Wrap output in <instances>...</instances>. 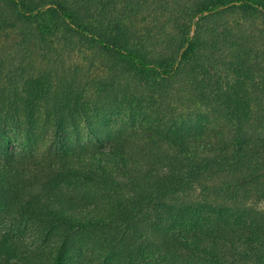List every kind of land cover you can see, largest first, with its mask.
Listing matches in <instances>:
<instances>
[{
  "label": "trees",
  "instance_id": "obj_1",
  "mask_svg": "<svg viewBox=\"0 0 264 264\" xmlns=\"http://www.w3.org/2000/svg\"><path fill=\"white\" fill-rule=\"evenodd\" d=\"M96 1L0 0V34L19 25L31 40L43 25L60 43L77 39L109 64L94 97L122 93L118 116L143 126L136 142L104 109L91 114L76 73L21 88L11 73L0 89V264H264V138L250 90L264 68L243 48L221 75L214 56L236 43L223 20L264 16V0H180L184 22L154 43L128 5L118 17L114 0ZM144 93L206 108L227 131L154 118Z\"/></svg>",
  "mask_w": 264,
  "mask_h": 264
},
{
  "label": "rangeland",
  "instance_id": "obj_2",
  "mask_svg": "<svg viewBox=\"0 0 264 264\" xmlns=\"http://www.w3.org/2000/svg\"><path fill=\"white\" fill-rule=\"evenodd\" d=\"M179 1L114 0V4L116 2L115 14L119 17L121 15L120 10L128 5V10H132L134 13L133 16H130L131 22L141 29V33L149 34L154 43L163 38L165 31L172 32L175 22L178 24L184 22L183 18L177 15L176 6ZM100 2L101 0L96 1L98 8ZM2 6L3 4L0 3V7ZM223 22L225 24L223 28L230 32L231 39L236 43L232 44L231 47L220 48L215 53L219 74L222 75V72H225L224 68L227 62L234 60V56L230 53L242 51L243 48L244 51L241 54L247 52V55L252 58L250 61L253 63L260 62L262 66H258V68H264V16L257 14L242 17L239 15L235 18L227 17ZM42 26L33 28L31 40H23V29L19 25L0 34V89L8 86L11 73L18 76L23 74L24 81L19 77L21 83L18 86L20 88L27 78H43L42 75H49L50 86L55 87L63 75L76 73L78 81L83 84L86 91L88 103L92 108L91 114L95 113L97 109L99 113L100 110L104 109L101 113L110 115L111 125L115 129L123 130L128 136L134 137V139H130L139 142L143 126H140L139 122L135 121V124L134 121H129L127 116H118L119 111L116 105H118L117 100L123 96L122 93L117 94L119 97L102 103V106L101 101L94 97L98 90V81L107 78L109 75V64L106 60L87 49L88 47L82 45L77 39L73 40L71 44L58 42L55 37L49 36L46 31H42ZM16 81L17 79L13 82V86L17 84ZM131 90L134 97L131 100L135 102V96L138 93L135 92L134 85H132ZM250 90L254 98L251 125L255 136L264 138V79L256 78L251 83ZM143 96L145 97L143 105L147 107V112L154 118L164 122L188 120L195 123L201 120L202 125L211 133H219L221 130L227 131L225 122L206 108H194L188 103H179V101L164 103L160 98L148 93H144ZM83 126L85 125L83 124ZM83 133L86 135L85 131ZM37 146L39 147V145ZM15 147L19 153L28 151L26 144H18ZM247 203L252 204L251 202ZM254 207L264 209V201H257L254 203Z\"/></svg>",
  "mask_w": 264,
  "mask_h": 264
}]
</instances>
